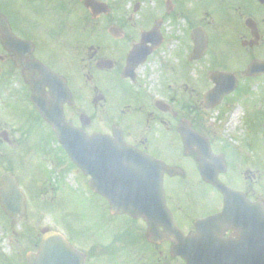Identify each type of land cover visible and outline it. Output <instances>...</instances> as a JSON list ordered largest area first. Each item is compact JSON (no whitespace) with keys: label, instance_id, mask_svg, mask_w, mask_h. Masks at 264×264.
Here are the masks:
<instances>
[{"label":"flooded vegetation","instance_id":"obj_1","mask_svg":"<svg viewBox=\"0 0 264 264\" xmlns=\"http://www.w3.org/2000/svg\"><path fill=\"white\" fill-rule=\"evenodd\" d=\"M0 18L25 42L20 48H6L0 29L2 86L18 87L14 93L30 103L45 123L32 103V80L44 81L45 96H50L52 90L41 72L47 68L61 78L54 81L62 91L59 101L67 123L89 136L121 134L130 146L182 170L176 176L164 172L163 187L167 207L185 236L196 232L198 219L219 214L224 207L223 195L204 181L200 171L199 149L205 151L207 142L214 155L207 162L218 180L264 208V75H246L254 60H264L260 55L264 49V0H0ZM194 32L199 39L202 34L208 37L206 55L197 61L191 60ZM236 46L241 62L215 67L213 61L210 65L218 52ZM135 48L150 54L130 71L129 58ZM224 56L228 59L226 53ZM205 63L215 72L233 74L231 79L237 81L236 91L209 110L204 108L207 91L193 102L187 99V94L193 98L197 91L189 90L186 83H194L191 70ZM169 73L182 81L176 91L174 83H167ZM212 110L233 111L231 120L237 111L235 119L242 112L244 136L228 144L220 142L217 133L206 131L203 118ZM183 122L204 138L200 148L185 147L180 133ZM86 179L89 191L106 212L103 227L96 234L91 229L79 236L62 231L67 244L56 251L67 254L56 264H105L108 258L118 264H187L186 257L173 253L175 242L169 228L161 225L152 232L146 219L111 215L109 202L94 193L90 178ZM205 190L219 197L220 207L198 217L192 211L196 208L193 197ZM179 194L184 196L183 202ZM118 219H124L125 225L119 226ZM218 233L214 252L211 249V255L202 253L199 258L214 256L215 264H233L238 258L236 243L243 240V234L230 224ZM36 237L24 259L17 252L16 264H29V254L38 252L43 235Z\"/></svg>","mask_w":264,"mask_h":264},{"label":"water","instance_id":"obj_2","mask_svg":"<svg viewBox=\"0 0 264 264\" xmlns=\"http://www.w3.org/2000/svg\"><path fill=\"white\" fill-rule=\"evenodd\" d=\"M0 29L5 47L20 48L24 45V42L13 36L4 18H0ZM193 40L195 50L192 58L199 59L207 50V38L202 36L199 39L194 32ZM139 62L141 61L138 58V51H134L129 60V68L134 70ZM41 72L48 80L47 84L52 89V94L45 96L44 81L39 83L32 80L33 103L57 134L70 159L86 176L92 177L90 182L92 189L109 200L112 214L144 218L152 232L161 225L169 228V234H173L175 242L173 253L186 257L187 264H215L214 256H205L201 260L200 254L211 255L212 250L214 252L216 249L219 229L225 224H230L241 231L244 239L237 243L239 257L232 263L264 264V208L258 204H251L244 195L218 181L217 174L212 170L213 166L207 162V159L214 158L207 141L206 150H199L200 170L204 180L214 185L224 195L225 207L221 214L197 221V232L185 237L167 209L163 190L165 171L172 176L183 172L180 169L168 168L164 163L132 148L126 144L122 135L116 134V138L101 134L90 137L67 124L61 109L62 103L59 101L62 94L59 82L51 80L48 76L53 75L58 80L59 78L47 68H42ZM263 73L264 62L260 61H254L248 70L249 76ZM231 77L234 78L228 73L211 75L216 87L205 96L206 109L219 105L225 96L237 88V81H231ZM62 83L64 87V82ZM180 132L188 150L200 146L204 140L187 122L181 125ZM1 138L11 144L7 132L2 133ZM1 181L3 184L0 189L1 206L7 215L17 221L19 216L26 213L25 194L11 173L3 175ZM112 184L115 186L111 187ZM43 233L44 242L38 254L29 256L30 264H54L55 248L65 245L64 240H60L62 239L60 235L49 233L48 229Z\"/></svg>","mask_w":264,"mask_h":264},{"label":"rangeland","instance_id":"obj_3","mask_svg":"<svg viewBox=\"0 0 264 264\" xmlns=\"http://www.w3.org/2000/svg\"><path fill=\"white\" fill-rule=\"evenodd\" d=\"M236 48L218 52L210 61V65H213V61L216 62L215 67L225 62L236 64L241 62L238 55L239 46ZM173 52L168 56L170 65L173 64ZM225 53L228 59L225 58ZM231 55L234 57H230ZM260 55H264V49L260 51ZM203 66L191 70V79L194 83L198 81L199 85L195 86L189 80L186 82L189 90L197 89L193 93V98L190 97V93L187 94V99L191 102L197 95L202 96L213 86L209 80V73L214 69L207 63ZM167 79L168 84L174 83V91L180 85L177 83L182 82L177 75L170 73ZM200 79L202 83L199 82ZM4 84L0 82V132L8 131L14 144L9 146L0 140V189L1 176L12 172L26 195L27 213L19 224H12L2 212L0 205V264H16L17 252H21L24 259L26 249L34 240L32 238H37L43 228L49 227L60 232L65 230L75 236L94 229L96 234L103 227L106 212L101 201L89 191L86 177L64 154L49 127L34 113L30 103L22 100L18 92L14 93L19 90L18 87L6 85L4 88ZM232 112L212 110L203 118L206 131L212 135L213 132L217 133L220 142L235 144V137L242 138L245 134L243 113L239 111V118L231 120ZM60 187H62L61 191ZM179 197L183 202L184 196L179 194ZM193 201L196 208L192 211L199 215L198 217L210 214L220 207L219 197L208 190L199 192L193 197ZM185 204L187 205V201ZM124 223V219L117 221L119 226H124ZM107 260L105 264H118L113 262L112 258Z\"/></svg>","mask_w":264,"mask_h":264},{"label":"bare ground","instance_id":"obj_4","mask_svg":"<svg viewBox=\"0 0 264 264\" xmlns=\"http://www.w3.org/2000/svg\"><path fill=\"white\" fill-rule=\"evenodd\" d=\"M238 115V111L234 114V118L232 120H234Z\"/></svg>","mask_w":264,"mask_h":264}]
</instances>
